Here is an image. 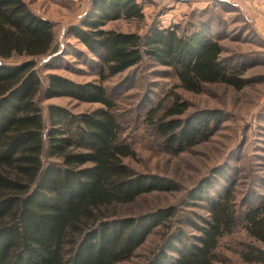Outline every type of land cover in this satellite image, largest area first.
<instances>
[{
    "label": "trees",
    "instance_id": "trees-1",
    "mask_svg": "<svg viewBox=\"0 0 264 264\" xmlns=\"http://www.w3.org/2000/svg\"><path fill=\"white\" fill-rule=\"evenodd\" d=\"M118 19L143 20L141 4L89 0L79 22L68 28L100 61L98 82L48 74L43 85L35 60L57 54L53 23L24 0H0V264H123L156 227L173 217L169 207L135 215L116 211L142 195L176 186L165 177L135 172L124 162L133 151L119 138L114 103L101 83L106 74H119L146 57L173 70L187 91L197 93L214 83L240 89L245 83L244 66L223 62L221 45L206 22L186 34L156 25L142 35L104 28ZM40 94L101 107L71 113L50 104L46 126L36 102ZM175 111L173 107L168 113ZM205 118V113H194L183 122L159 121L156 128L168 146L178 143L179 151L181 144H196ZM198 189L193 194L204 192ZM202 199L207 217L202 225L192 223L198 235L188 239L178 227L146 264H217L219 240L240 219L228 189ZM241 221L251 241L241 249V259L264 263L259 245H264V193L241 212Z\"/></svg>",
    "mask_w": 264,
    "mask_h": 264
},
{
    "label": "rangeland",
    "instance_id": "rangeland-1",
    "mask_svg": "<svg viewBox=\"0 0 264 264\" xmlns=\"http://www.w3.org/2000/svg\"><path fill=\"white\" fill-rule=\"evenodd\" d=\"M24 1L54 25L57 54L35 60L42 84H46L48 74L78 83L98 82L100 61L68 33L69 26L79 22L89 0ZM137 1L142 6L143 20L107 21L104 28L142 35L156 25L174 27L186 34L206 22L221 45L223 62L244 66L240 70L245 83L240 89L214 83L206 84L197 93L187 91L179 85L173 70L146 57L119 74H106L101 80L114 103L113 114L121 128L119 138L133 151L124 162L135 172L165 177L176 186L175 190L145 194L132 204L116 208L120 215L168 207L174 210L173 217L156 227L123 264H146L164 238L178 227L188 239L198 235L192 223L202 225L207 217L203 196L214 197L225 189L230 191L240 222L232 233L219 240L214 251L216 263L264 264L246 263L240 257L243 246L251 242L243 228L241 212L264 193V37L257 26V21L264 22V0ZM36 99L46 126L50 104L65 107L71 113L101 107L99 103L69 97L44 98L40 94ZM173 107L179 111L168 113ZM194 113L206 114L203 133L196 144H181V150L176 151L178 143L168 146L156 123L172 119L183 122ZM197 187L204 192L193 194L199 190Z\"/></svg>",
    "mask_w": 264,
    "mask_h": 264
},
{
    "label": "crops",
    "instance_id": "crops-1",
    "mask_svg": "<svg viewBox=\"0 0 264 264\" xmlns=\"http://www.w3.org/2000/svg\"><path fill=\"white\" fill-rule=\"evenodd\" d=\"M257 22H260L257 23V26L259 27V30L261 31L262 36L264 37V22L263 21H257Z\"/></svg>",
    "mask_w": 264,
    "mask_h": 264
},
{
    "label": "built area",
    "instance_id": "built-area-1",
    "mask_svg": "<svg viewBox=\"0 0 264 264\" xmlns=\"http://www.w3.org/2000/svg\"><path fill=\"white\" fill-rule=\"evenodd\" d=\"M262 2V0H260V3Z\"/></svg>",
    "mask_w": 264,
    "mask_h": 264
}]
</instances>
